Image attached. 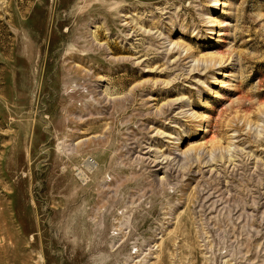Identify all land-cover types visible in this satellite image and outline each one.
I'll return each mask as SVG.
<instances>
[{
    "label": "rangeland",
    "instance_id": "rangeland-1",
    "mask_svg": "<svg viewBox=\"0 0 264 264\" xmlns=\"http://www.w3.org/2000/svg\"><path fill=\"white\" fill-rule=\"evenodd\" d=\"M0 264H264V0H0Z\"/></svg>",
    "mask_w": 264,
    "mask_h": 264
},
{
    "label": "bare ground",
    "instance_id": "bare-ground-1",
    "mask_svg": "<svg viewBox=\"0 0 264 264\" xmlns=\"http://www.w3.org/2000/svg\"><path fill=\"white\" fill-rule=\"evenodd\" d=\"M97 35H98L99 37L102 36L101 33H98ZM112 49H113L114 51L116 50V48H112ZM215 60H216V59H215ZM213 61H214V60H213ZM218 63H219V65H222V60H219ZM86 163H87V162H86ZM91 164H92L91 162H88V165H89V166H90Z\"/></svg>",
    "mask_w": 264,
    "mask_h": 264
}]
</instances>
